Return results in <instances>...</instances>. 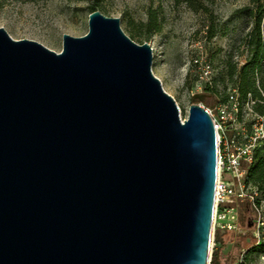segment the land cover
I'll list each match as a JSON object with an SVG mask.
<instances>
[{
  "label": "water",
  "instance_id": "obj_1",
  "mask_svg": "<svg viewBox=\"0 0 264 264\" xmlns=\"http://www.w3.org/2000/svg\"><path fill=\"white\" fill-rule=\"evenodd\" d=\"M88 26L61 52L0 27V264H209L211 116L118 18Z\"/></svg>",
  "mask_w": 264,
  "mask_h": 264
},
{
  "label": "rangeland",
  "instance_id": "obj_2",
  "mask_svg": "<svg viewBox=\"0 0 264 264\" xmlns=\"http://www.w3.org/2000/svg\"><path fill=\"white\" fill-rule=\"evenodd\" d=\"M92 4L105 16L118 18L133 41L151 44L152 72L175 99L183 120L191 104L213 109L238 85L248 55L243 39L252 28L249 0H0V27L15 40H34L61 52L64 34L81 37L88 32ZM151 20L159 25L158 32L144 26ZM253 79L264 94V72ZM245 121L248 125L250 120ZM243 212V227L232 241L244 237L253 243L251 212ZM215 248L216 242L211 256ZM244 249L233 248L223 256L224 264L232 257L234 262Z\"/></svg>",
  "mask_w": 264,
  "mask_h": 264
},
{
  "label": "built area",
  "instance_id": "obj_3",
  "mask_svg": "<svg viewBox=\"0 0 264 264\" xmlns=\"http://www.w3.org/2000/svg\"><path fill=\"white\" fill-rule=\"evenodd\" d=\"M262 97L264 94L261 92ZM261 102L252 93L242 97L237 86L225 101L213 109L205 108L211 116L217 136V180L214 192L211 249L215 246L217 230L240 232V208L251 212L248 228L255 245L264 243V197L257 187L247 182L248 169L255 162V152L264 143V115L254 106ZM245 119H249L248 125ZM244 249L232 264H243ZM212 256L210 254L209 264ZM253 264H264V252L254 257Z\"/></svg>",
  "mask_w": 264,
  "mask_h": 264
},
{
  "label": "trees",
  "instance_id": "obj_4",
  "mask_svg": "<svg viewBox=\"0 0 264 264\" xmlns=\"http://www.w3.org/2000/svg\"><path fill=\"white\" fill-rule=\"evenodd\" d=\"M252 7L249 9V15L251 18L252 28L250 32L243 39L247 50V60L242 66L239 72L238 78V89L242 97H246L248 93H252L253 96L259 99L261 102H257L254 106L255 110L264 115V97L258 89L255 88L254 75L259 72H264V65H261V61H264V0H249ZM91 12L96 10L94 4L90 5ZM145 27L153 28L154 32L160 30L159 25L154 23L152 20L144 24ZM233 74V73H232ZM201 96L197 97V102H202ZM248 183H251L258 188L262 196L264 197V143L257 148L255 152V162L248 169ZM246 209L245 205L240 208V219L239 226L241 225V215L244 214ZM247 223V222H246ZM236 231H220L217 230L215 233L216 248L212 255V264H224L223 256L228 255L232 249L239 250L241 247H247L245 254V261L243 264H253L254 257L259 252H264V243L260 245H255L254 242L249 240V238H237L236 241H232L233 235ZM233 258L229 260L226 264H232ZM235 261V260H234Z\"/></svg>",
  "mask_w": 264,
  "mask_h": 264
},
{
  "label": "bare ground",
  "instance_id": "obj_5",
  "mask_svg": "<svg viewBox=\"0 0 264 264\" xmlns=\"http://www.w3.org/2000/svg\"><path fill=\"white\" fill-rule=\"evenodd\" d=\"M180 115H181V117H182V112L180 111ZM183 119V118H182ZM219 171H220V169L218 168V174H219Z\"/></svg>",
  "mask_w": 264,
  "mask_h": 264
}]
</instances>
